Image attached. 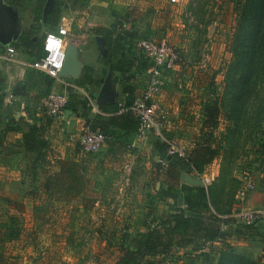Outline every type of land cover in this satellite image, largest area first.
<instances>
[{
  "label": "rangeland",
  "instance_id": "rangeland-1",
  "mask_svg": "<svg viewBox=\"0 0 264 264\" xmlns=\"http://www.w3.org/2000/svg\"><path fill=\"white\" fill-rule=\"evenodd\" d=\"M62 1L69 8H87L90 15L95 13L91 18L93 21L110 22L111 25L114 22H121L123 29H135L138 38L134 47L137 50H140L138 45L140 40L154 39L156 41L167 40L179 51L182 61L173 70L164 73L162 93L157 100L164 109L168 110L169 122L164 128L162 136L178 147L189 151L194 146L196 138L201 134L206 120L205 112L202 111L205 100L211 96L221 97L225 88L226 74L233 61L232 43L238 24L237 1L181 0L179 4H171L169 0ZM67 13L68 18H79L77 11L69 10ZM85 14L87 15L86 11ZM28 15L32 17L30 13ZM86 15L85 17L88 18ZM99 17L101 19H98ZM49 28L51 27H47V29ZM81 39L80 57L83 63L100 67L96 36L91 33V38L84 37L83 39L81 37ZM85 39H88V42L85 43ZM30 55V60L34 63L36 51ZM38 71L32 65L28 66L23 86L25 100L36 105L52 92L64 91L76 93L81 98L87 97L88 92L76 87L74 83L69 85V83L63 84L56 81L52 89H48L44 84L41 72ZM141 77L142 79L138 80V86L142 89L146 86L145 78L147 76ZM262 79L261 83H257L258 85L256 84L257 86L254 87L255 94L247 106L250 115H246L244 120L246 123L242 122L241 129H239L243 134L239 142L245 143V145L240 150L235 165L240 161L244 166L246 157V162H251V166H253L254 161L260 160L264 155L257 151L259 145L264 142V77ZM72 80L70 79V81ZM115 85L119 88L117 82ZM99 90H93L96 98ZM120 97L119 93L117 99ZM29 110L34 121L52 119L39 113L36 107H31ZM258 111L262 113L259 123L252 118V115L255 116ZM83 112L80 109L77 112L78 116H83ZM1 122L0 120V125H3ZM227 126L228 121L223 115L220 118L219 129L214 132L217 141L227 132ZM73 130L70 134L64 135L62 139L63 143L60 145L62 154L69 146L68 144L76 145L79 142L78 138L83 133V128ZM247 132L251 139L246 142L249 135L244 137V133ZM71 135L73 140L69 138ZM162 136L153 132L144 141L152 143V146L156 141H163L167 144ZM133 141L129 140L126 145L119 144L120 153L118 156L120 157H113L115 160L109 161L101 155L106 147H103L100 153L92 155L85 153L79 146L80 155L86 160L90 170L87 181H89V185L92 184L86 193L88 195L86 198L83 191L78 194L79 196L77 195L79 198L75 200H72L73 198L69 200L68 194L60 192L59 198L54 202L46 201L45 194L38 195V193L37 196L34 192L29 200L16 201L11 204L4 202L1 197L0 219L6 220L8 216L14 215L22 228L19 239L13 242L8 241L3 250L10 262L12 264H115L121 256L119 247L122 244L129 245L134 237L143 234L142 230H148V224L151 223L153 227L151 216L157 214H153L155 213L153 206L155 203H152V199H150L154 188L151 186L154 184L150 178L154 172L159 173V170L162 169L160 172L162 177L161 174L157 177L158 180H162L163 175L165 176L164 168H167V165H164L161 160H166V158L156 153L154 148L148 152L147 144L144 141H142L145 143L142 144V149L134 146ZM235 142L237 141L235 140ZM115 143L118 142L115 141ZM215 143L217 144V142ZM242 143L237 144L241 145ZM106 144V146H115L110 143L108 145L107 142ZM21 152L22 154H19L15 163L25 166L33 155ZM123 152H130L132 155L124 156ZM60 156L62 160H65L66 156ZM217 159L219 162H216ZM217 159L205 171L212 178V182L224 162L222 156ZM110 161L115 163V169L104 171L103 166ZM120 163L127 164L129 167L123 166L121 169ZM55 166L57 164L54 163L53 170L56 168ZM154 168L156 170L152 171ZM253 170L245 169L252 175L254 174ZM96 180L104 182L103 186H96H99L97 190L93 185ZM12 186L14 187V185ZM14 188L17 189V187ZM23 188L25 191L33 189L32 187ZM257 189L258 186L254 191ZM123 192L129 198V202H133L128 204L129 206L124 204L123 207L126 208L124 214H113L112 211L117 212L120 209V206L116 204L117 197L120 198L117 194H123ZM102 205L106 210H109L108 214H101V210H104ZM228 238L225 237L223 244L226 243V245L221 247V250L229 246L248 247L247 251L254 254L256 259L264 264L263 237L246 240L243 242L244 244H241L244 245L243 247L236 242L234 244L227 242ZM219 249V245H216L212 258L203 255L204 252L195 255L188 253L190 257L180 264H213L215 258L218 257Z\"/></svg>",
  "mask_w": 264,
  "mask_h": 264
},
{
  "label": "trees",
  "instance_id": "trees-1",
  "mask_svg": "<svg viewBox=\"0 0 264 264\" xmlns=\"http://www.w3.org/2000/svg\"><path fill=\"white\" fill-rule=\"evenodd\" d=\"M6 1L14 3L23 0ZM30 1L33 2V22L24 29L19 43L27 47L30 53L36 51V62L44 55L43 46L36 37L46 25L56 27V30L63 9L69 6L62 0H56L52 8L46 12L48 0ZM236 1L238 24L232 43L233 61L226 74L222 96L207 97L204 102L206 120L201 134L196 138L194 146L189 151L185 150L186 158L169 157L167 144L163 141H156L153 144L154 151L168 160L167 173L173 179H179L183 170L204 174L207 167L216 158L222 156L224 162L219 173L207 188L204 185H193L187 192L186 205L179 207L176 212L166 214L159 219L151 216L153 224L159 220L157 225L152 227L151 223L148 224L147 232L134 237L129 245L122 244L119 247L121 256L115 264H160L157 258L167 256L174 246L181 242L186 245L195 244L194 248H199L207 240H215L219 236H230L245 241L255 237L264 238V221L245 226L231 217H221L231 214L233 194L240 183V180L233 175V169L240 150L245 145L239 142L243 136L239 129L242 122L246 123L244 121L246 115H250L247 106L255 94L254 87L258 85L257 83H261L264 77V0ZM90 32L104 39L102 47L105 53L102 54L99 49L98 57L101 66L84 64V72L79 78L72 81L66 78L65 81L74 83L76 87L88 92L91 98H96L93 90L101 88L109 68L112 67L114 80L120 87L121 97L114 103L99 105L101 113L93 114L92 107L88 106V97L81 98L78 94L69 92L65 111L77 113L82 109L87 124L93 130L102 131L111 138L114 129L124 130L127 133L137 132L138 120L132 111L121 112L120 103H125L127 107L134 102L138 96L137 81L143 75L148 78V69L152 62L145 51L134 47L138 38L137 31L133 28L123 29L121 22H114L111 27L93 26ZM38 72H41L48 89H52L57 79L41 70ZM5 89L4 82H0V109L5 106ZM31 107H36L35 103ZM223 115L228 121L227 132L217 141L214 132L219 129L220 118ZM260 115H262L261 111H258L255 116L252 115L253 120L259 123ZM1 128L5 135L22 134L16 142L18 146L24 148V154L33 155L26 162L33 182L36 183L39 175L43 177L39 185H33L29 194L33 195V192L37 194L39 189H43L49 196L57 192L80 194L84 190L90 170L86 160L80 155L79 142L74 146V154L66 155L65 160H62L60 153L46 138V129L43 124L34 123L24 128L12 119ZM245 135H249L245 140L247 142L251 136L249 132L244 133V137ZM0 143H3L2 139ZM257 151L264 154V142L259 145ZM54 163L59 165L57 172H53ZM98 184L96 180L95 186ZM173 191L181 192L175 187ZM21 234L22 228L16 216L10 215L6 220L0 219V264H12L3 250L8 241L13 242L19 239ZM206 256L208 257V254ZM215 260L213 264H262L254 254L247 251V248L237 246L223 248Z\"/></svg>",
  "mask_w": 264,
  "mask_h": 264
},
{
  "label": "crops",
  "instance_id": "crops-1",
  "mask_svg": "<svg viewBox=\"0 0 264 264\" xmlns=\"http://www.w3.org/2000/svg\"><path fill=\"white\" fill-rule=\"evenodd\" d=\"M4 1L7 4L18 9L19 14L22 18L21 20V24H22L21 35H22L24 29L29 27L33 22V15H32L33 2L30 0H23L21 2H14V3L11 1H9L10 3L6 0ZM55 1L56 0H52L50 3H48L49 0L47 1L46 12L47 10H50L52 8L53 3ZM69 10L72 12L77 11L78 12L77 16H79V18L78 19L74 17L68 18L67 11ZM85 11L87 15L85 14ZM27 12H29L32 15V17L28 15L29 13ZM93 14L95 15V13H92V15H90L87 8L70 7V8L63 9V13L59 21V25L66 23L69 26L70 33L67 39L69 43L76 44L78 48H80V52L82 50L81 48L82 46L80 44L82 40L81 37H83V39L84 37L91 38V32H90L91 27L93 26L111 27L110 22L102 23V22H98L97 20L93 21L91 19ZM85 15L88 16V18H86ZM98 19H101V17H99ZM47 27H51V26L46 25L44 29L39 33L40 35L36 37V40H38V42L41 45L44 42L46 33L52 32L51 30L56 28V27H51L47 29ZM19 39L20 37L16 41L13 40L6 45L0 46V53H4L6 49L9 47H12L14 50L17 51V55H15L14 61H6V60L0 59V82L3 81L6 86V89H5L6 97H5V102H4L5 106L4 108L0 109V120L3 122L2 124L4 125L9 120L14 119V121H16L17 123H20V125H22L24 128H27L30 124H34V123L43 124L46 129L45 136L47 139L50 140L52 147L57 152H60L61 153L60 155L62 156H66V155L72 156L74 154L73 151H74L75 145L73 143L68 144L69 145L67 146L68 148L66 147L65 152L62 154L61 149H60V145L63 143L62 139L64 135H68L70 134L71 131H74L73 129H75V131L81 130L86 123V119L83 116H78V113H72L69 111H65L64 120H57V119L55 120V118L49 119V121L41 120L37 122L33 120L32 116H30L29 114L30 112L29 107L31 108V105L33 104V102H30L29 100L28 101L25 100L24 95H23V93L25 92L23 89V86L25 84V77L27 74L28 66L32 64L30 60L31 55H30V50L27 49V47L19 43ZM96 39H97V36H96ZM86 42H88V39H85V43ZM90 65H93V64H90ZM113 79H114V71H113ZM140 79H142V77H140ZM64 80L65 79H62V81L60 80H57V81L63 84L69 83V85H72V82L68 80L66 81ZM137 83L139 84V81H137ZM143 90L144 88L142 89L138 88V92H137L138 96L142 94ZM120 92L121 91L119 87L118 94ZM202 107H203L202 111L204 112V104ZM166 111L168 112V110ZM3 125H0V139L3 140V143H0V200H1V197H3V201L8 204H11L16 201L18 202L27 201L33 196L29 194L30 189L28 188L33 187V185H36V184L39 185L43 177L42 175H39L38 180H36V183H35L33 182V177H32V174L29 168H27V164H25L24 166V165L15 163L17 162L16 160L19 154H22L21 151H23V154H24V148H22L21 146H18L16 142L18 139L22 137V134L21 133H18V134L9 133L8 135H5V133L2 131V128H1ZM69 138L73 140L72 135L69 136ZM129 140H132V141L134 140L133 145L137 146L140 149H142V144L146 143L147 151L151 152V149L153 150L152 143L148 141L147 142L144 141L145 143H143L142 142L143 140H140L137 138L136 132L127 133L124 130L114 129V134L112 138L107 141V143L108 145L110 143V145L114 144L115 146H106L107 144L104 145V147L106 148H104V152L101 153V155L105 157L107 161L115 160L114 159L115 157L119 158L120 157L118 156L120 153L119 144L126 145L129 143L128 142ZM115 141L118 143H115ZM54 146L59 150H57ZM123 155L131 156L132 154H130V152H127V153L123 152ZM246 160L247 158L245 157L244 164H243L244 166H242L241 162L238 161L239 166L238 164H236L234 168L233 175L240 180V183H239V187L237 188V190H235L233 194L234 201L232 204L231 213L236 210L242 209V208L264 207V155H263V158H261L260 160L254 161L253 166H251L252 165L251 162H246ZM216 162H219V160L217 159ZM114 165L115 163H113L112 161H110L109 163H105V165L103 166L104 171H107V170L111 171L113 168L115 169ZM119 165L120 166L122 165L121 169L123 166L125 168L129 167V165L127 164L124 165L123 163H120ZM55 167L56 168L53 170V172H57L59 170V165ZM164 169H165V176L163 175V178H162L163 181L157 179L159 174H161L160 172H162V169L159 170V173L154 172L150 178L152 179V183L154 184V185H151L154 188H153V193L150 196V199H152V203L153 202L155 203L153 205L155 207L154 214H157L156 217L158 219L166 214L174 213L177 211L179 207L186 205V201L188 197L187 192L188 190H190V188L193 185L183 182L184 174H188L190 176L197 177V178L199 177L197 173L192 170H183L181 171V175L179 179H173L167 173V168H164ZM245 169L247 170L254 169L253 170L254 174L252 175L250 172H246ZM155 170L156 168H154V170L152 171H155ZM245 174H250L254 178L255 189L258 186L257 191H254L255 189L246 190L244 188L243 177ZM161 177H162V174H161ZM97 181L99 183L98 184L99 186H103V183H104L103 180H97ZM88 182L89 181H87V183L85 184V188L82 192L85 198L86 196H88L86 195V193L88 192L89 188L92 185V184L89 185ZM12 185H14V187H17V189L14 188ZM93 185H95V182ZM96 186H94L95 190L99 188V186L98 187ZM23 187H26L28 191H25ZM173 187L180 189L181 192L173 191ZM38 193H37L38 195L45 194L46 201H50V202H54L56 199L59 198V195H60V192H57V193H54L53 196H49V194L44 192L43 189H39ZM77 195L78 194L75 192L69 193L67 198L69 200H71L72 198H73L72 200H75L79 198L78 197L79 195L78 196ZM117 196H120V198L117 197V201H116V204L120 206L119 207L120 209L117 212L112 211V213L113 214H124L126 212L124 211L126 209L125 207H123L124 204H127L125 206H129L128 204H131L133 201L129 202V198L124 192L123 194L122 193H120L119 195L117 194ZM156 200H159V201L157 202ZM103 209L104 210H101L102 212L101 214H108L107 212L109 210L108 209L106 210L104 206H103ZM33 214H34V211H33ZM158 221L159 220H157L153 224V227L157 225ZM142 231H144L143 233L147 232V230H142ZM227 237H229L227 242L231 244H234V242H236V244L241 245V244H244L243 242H245V240L237 239L235 237H230V236H227ZM255 238H260V237H255ZM209 241L211 240H207L205 244H203V246L201 245V247L199 248H194L195 244L186 245L185 243L181 242L178 245L174 246L170 254H168L167 256H163L160 259L157 258V260L160 261V264H174V263L180 264V263H184L187 257H190L188 253H191V255H195L201 252L206 253V255L208 254V256L212 258L213 257L212 255L215 253L214 251H215L216 245H219L220 251H221V247L226 245V243L223 244V242L225 241L224 240L223 242H220V243H214L213 245H211V247H209L207 251H205L204 249L206 247V243ZM241 246L243 247L244 245H241ZM217 255H219V253Z\"/></svg>",
  "mask_w": 264,
  "mask_h": 264
},
{
  "label": "built area",
  "instance_id": "built-area-1",
  "mask_svg": "<svg viewBox=\"0 0 264 264\" xmlns=\"http://www.w3.org/2000/svg\"><path fill=\"white\" fill-rule=\"evenodd\" d=\"M169 2L171 4H179L181 0H169ZM69 33L70 28L66 23L59 25L56 31L46 33L42 44L44 55L40 60H37L31 65L38 70L46 72L57 80L62 81V79L59 78V73L66 59V47L69 43L67 37ZM138 45L142 51H145L152 62V65L148 69L149 76L146 86L142 94L137 96L130 106L126 107L125 103H120V105L121 112H133L139 123L136 132L137 138L144 141L147 140L153 132H157V134L162 136V132L169 122L168 113L159 104L157 98L162 93L164 73L173 70L176 65L182 61V56L167 40L156 41L154 39H142L139 41ZM15 55H17V51L9 47L4 53H0V59L14 61ZM87 97L89 100L88 106L92 107V112L94 114L101 113L99 105L95 101L96 98H91L88 93ZM67 101H69L68 91L52 92L46 99L36 104V109L39 113L47 117L64 120ZM110 138V136L102 131L93 130L91 126L86 123L85 126H83V133L78 139L81 148L85 152L96 154L102 151V148ZM162 138L167 142V153L169 157H187V153L184 149L167 140L164 136H162ZM167 161V159L161 160L164 165H168ZM197 175L201 178L206 188L212 183V178L206 173H197ZM243 182L246 190L255 189V181L250 174L244 175ZM221 217H231L239 224L251 226L258 221H264V207L242 208ZM224 240V236H219L215 240L207 242L204 250L207 251L214 243H220Z\"/></svg>",
  "mask_w": 264,
  "mask_h": 264
},
{
  "label": "water",
  "instance_id": "water-1",
  "mask_svg": "<svg viewBox=\"0 0 264 264\" xmlns=\"http://www.w3.org/2000/svg\"><path fill=\"white\" fill-rule=\"evenodd\" d=\"M52 0H49L50 3ZM21 16L17 8L7 4L4 0H0V46L6 45L11 41H16L22 32ZM98 48L102 54L105 53L104 39L97 36ZM66 50V59L64 66L59 73L60 79H76L84 72V63L80 57V48L74 43H68ZM118 96V88L113 79V68L110 70L101 86L96 98L98 105L114 103ZM183 182L191 185H204L200 177H193L184 174Z\"/></svg>",
  "mask_w": 264,
  "mask_h": 264
}]
</instances>
